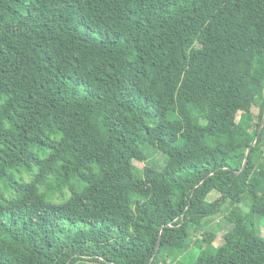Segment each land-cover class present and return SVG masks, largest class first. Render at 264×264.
<instances>
[{
	"label": "trees",
	"instance_id": "1",
	"mask_svg": "<svg viewBox=\"0 0 264 264\" xmlns=\"http://www.w3.org/2000/svg\"><path fill=\"white\" fill-rule=\"evenodd\" d=\"M263 117L264 0H0V264H264Z\"/></svg>",
	"mask_w": 264,
	"mask_h": 264
},
{
	"label": "rangeland",
	"instance_id": "2",
	"mask_svg": "<svg viewBox=\"0 0 264 264\" xmlns=\"http://www.w3.org/2000/svg\"><path fill=\"white\" fill-rule=\"evenodd\" d=\"M204 31H209V29L204 28ZM193 33V38L196 39L197 34ZM255 113L257 112L254 109ZM225 113L234 118L236 121H241V114L235 115L234 117V112L229 110L225 111ZM154 138L152 137L150 139V142L153 143ZM154 149V148H153ZM134 165L139 169V171H142L143 177L146 180H151L156 176V170H161L162 167L164 166V159L163 156L159 153L156 152L152 154V158H146V156L142 153L137 154L134 158L133 161ZM139 195V194H138ZM126 196L129 199H134L137 196L136 192H128ZM219 199V194L216 191H209L206 193L205 198H203V202L210 204L211 206H214ZM204 229L202 234H204V237L207 238V240L210 241V243L213 244L214 247H223L225 243V236L226 234L231 231L232 227L226 225L224 219H223V213L222 214H217L215 216L209 217L205 219L204 221ZM261 228L264 229V217L260 221ZM198 234L196 235L195 238H193L192 241L196 240ZM195 259V256L189 257L188 260L185 261L186 264H189V262L193 261ZM84 264V263H83ZM176 264H184L182 262H177Z\"/></svg>",
	"mask_w": 264,
	"mask_h": 264
},
{
	"label": "water",
	"instance_id": "3",
	"mask_svg": "<svg viewBox=\"0 0 264 264\" xmlns=\"http://www.w3.org/2000/svg\"><path fill=\"white\" fill-rule=\"evenodd\" d=\"M263 125H264V117H263V120H262V122L260 124L259 132L262 130ZM257 139H258V137L256 138V140L254 142V145L256 144ZM249 150L250 149H248L247 152H246V156H245V159H244V163H243L241 169L239 170V172H241L246 167V165H247Z\"/></svg>",
	"mask_w": 264,
	"mask_h": 264
}]
</instances>
